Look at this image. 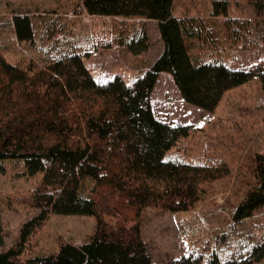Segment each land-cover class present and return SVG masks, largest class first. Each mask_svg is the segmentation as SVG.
Listing matches in <instances>:
<instances>
[{
    "label": "trees",
    "instance_id": "16d2710c",
    "mask_svg": "<svg viewBox=\"0 0 264 264\" xmlns=\"http://www.w3.org/2000/svg\"><path fill=\"white\" fill-rule=\"evenodd\" d=\"M176 2L77 3L73 16L86 13L126 27L156 22L162 51L131 83L118 75L96 81L75 48L44 52V64L33 57L12 63L0 54V173L7 160L21 161V174L35 181L16 201L36 210L21 224L16 241L0 251V264H247L264 258V230L244 257L223 259L212 253L205 262L191 253L156 260L143 240L145 208L189 210L201 198L204 183L228 173L224 166L165 159L190 127L156 117L151 94L159 74L168 72L182 99L207 111L225 91L252 78L264 96L263 66L242 70L222 60L227 53L264 43V20L230 16L228 0H209L204 14H179ZM35 16L13 14L11 28L19 41L35 42ZM64 28L58 24L59 31ZM46 29L52 32V24ZM119 40L133 55L148 47L141 30L132 29ZM246 168L252 179L235 205L234 223L264 205V154L252 155ZM50 214L93 216V230L80 244L64 241L55 252L31 255V240ZM3 238L0 224V246Z\"/></svg>",
    "mask_w": 264,
    "mask_h": 264
},
{
    "label": "rangeland",
    "instance_id": "374dc122",
    "mask_svg": "<svg viewBox=\"0 0 264 264\" xmlns=\"http://www.w3.org/2000/svg\"><path fill=\"white\" fill-rule=\"evenodd\" d=\"M208 1L177 0L175 10L179 14L184 11L204 14ZM228 1L230 16L255 21L259 17L263 22L264 0ZM78 2L0 0V54L12 63H26L33 57L38 64H44V52L75 48L82 51L83 62L96 81L105 82L119 75L131 83L162 51L155 21L143 20L139 26L132 22L126 27V23L86 13L73 16ZM40 12L46 15L39 17ZM18 13L36 15L34 43L21 42L15 37L11 19ZM62 22L65 28L59 31L58 24ZM49 24L52 32L46 29ZM132 29L141 30L148 38L147 49L136 55L120 45L119 40ZM45 34L51 36L46 38ZM105 42L108 44L102 46ZM222 60L242 70L264 67V43L227 53ZM151 105L158 119L190 127L188 135L168 150L165 159L224 166L228 172L220 179L204 183L201 198L189 210L159 211L152 207L143 210L141 233L154 258L161 261L188 253L202 262L212 253L223 259L244 257L264 230V205L255 209L252 216L238 223L232 221L235 205L249 189L247 183L252 179L246 166L249 167L252 155L264 154V96L260 82L252 78L228 89L209 112L185 102L171 75L163 72L153 88ZM22 169L21 161L7 160L4 172L0 173V224L4 235L0 251L16 241L21 224L36 212L16 201L34 187L35 180L25 178ZM94 222V217L89 215L50 214L31 240L30 254L55 252L64 241L80 244L91 234ZM247 264H264V258Z\"/></svg>",
    "mask_w": 264,
    "mask_h": 264
},
{
    "label": "bare ground",
    "instance_id": "6f19581e",
    "mask_svg": "<svg viewBox=\"0 0 264 264\" xmlns=\"http://www.w3.org/2000/svg\"><path fill=\"white\" fill-rule=\"evenodd\" d=\"M219 242V241H218ZM221 242V241H220ZM204 251V250H203Z\"/></svg>",
    "mask_w": 264,
    "mask_h": 264
}]
</instances>
